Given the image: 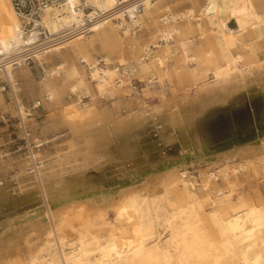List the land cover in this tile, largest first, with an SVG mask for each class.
Wrapping results in <instances>:
<instances>
[{
  "label": "bare ground",
  "instance_id": "bare-ground-1",
  "mask_svg": "<svg viewBox=\"0 0 264 264\" xmlns=\"http://www.w3.org/2000/svg\"><path fill=\"white\" fill-rule=\"evenodd\" d=\"M159 1H136L140 13L134 3L119 11L115 0H86L93 8L75 11L68 1L65 15L58 18L57 10H47L43 24L51 37L48 40L64 32L69 38L56 39L42 51L35 48L28 57L26 48L37 44L34 34L23 33L11 0H0V92L5 86L11 90L19 118L15 134L33 145L28 153L0 149V264H228L236 250L240 264H264V203L237 198L243 209L233 213L229 193L211 198L209 192V183L219 178L232 192L228 179L239 171L231 166L235 161L252 168L257 159L264 167V137L257 147L236 145L214 154L213 159L202 154L212 138L210 119L219 111L247 104L250 121L246 130L254 125L253 115L264 118V58L245 62V55L230 52L234 45L246 44L240 41L244 32H250L249 41L261 38L264 0H203L198 10V0H185L190 5L183 11H170L168 5L159 8ZM143 19L152 22V37L157 42L150 43L152 57L142 67L145 72L154 69L149 75L154 81L148 83L164 82L167 93H157L153 99L129 97L134 94L132 88L126 95L129 98L111 104V111L93 106L81 111L68 104L46 121L29 118L31 114L16 94L13 68L28 58L40 61L72 48L88 66L96 92L111 94L123 85L117 76V64H127L123 62V41L144 26ZM191 21L206 22L216 37L217 49L205 52L207 66L200 72L191 71L193 81L170 86L165 64L171 57L174 34L183 64L193 66L200 61L188 53L185 44ZM179 22L184 25L180 27ZM96 42L104 51L102 65L92 56ZM114 55L118 56L115 63L111 60ZM62 66L42 67L44 78L63 73ZM209 74L208 85H199L191 93L195 81ZM76 89V85L70 87L72 92ZM46 99L53 100L51 91ZM61 137L63 149L57 145ZM195 165L217 170L205 173L201 183L194 184L187 176ZM160 166L165 167L158 172ZM145 168L154 173L142 182L136 179L139 183L116 193L104 187L126 177L137 178ZM195 186L205 193L203 199ZM202 206L211 208V231ZM82 209L88 213V224L92 222L90 226L97 230L76 229L78 236L69 242L62 228L71 227V219L80 218ZM108 213L113 215L111 221ZM32 235L41 243L39 254L29 256L26 243Z\"/></svg>",
  "mask_w": 264,
  "mask_h": 264
},
{
  "label": "rangeland",
  "instance_id": "rangeland-1",
  "mask_svg": "<svg viewBox=\"0 0 264 264\" xmlns=\"http://www.w3.org/2000/svg\"><path fill=\"white\" fill-rule=\"evenodd\" d=\"M198 1H197V5L195 6V10H198L199 6L203 2V0H198ZM157 6L159 8L165 7L164 0L159 1L157 3ZM170 11H176V10L170 9ZM142 23L144 26H142L139 30H137V32L134 35H127L123 41V45H124L123 62L127 63L125 64L126 67L135 66L137 64L139 57L141 56L143 48L146 45L149 46L151 42H157V40L152 37L153 35L152 32L155 29L152 25V22H149L148 19H143ZM197 23H199V26H197ZM161 25H162L161 22L159 21V19H157V26L161 28L163 26ZM182 25L184 24L180 23V27ZM187 36H190V41H191L190 44L196 49V51L198 53L202 52L203 61H199L200 63L198 62V64H200L199 66H197L198 64L197 65L195 64L193 66L192 64L187 66L186 64H184L182 68L178 67L177 68L178 76L175 75L174 77H176V79L172 81V84L177 86L178 85L180 86L181 84H187L189 83V81L190 82L193 81V78L191 76V71L197 69V71L200 72L202 69L204 70L207 66V63H205L206 59L204 57L205 52L209 49H212L213 51H216L217 49L215 43L216 37H214L215 35L209 30L206 22L191 21L190 34H187ZM249 37H250V32H246V33L244 32L240 38V41L246 44L234 45L231 48L230 52L233 54L241 53L245 55L244 60L247 59L245 62L252 60L253 61L263 60L264 32L261 38L257 39L256 41H253V38L251 41H249ZM176 41L177 38L175 39V42L172 43L173 46L177 45ZM246 46H248L249 48L247 49ZM92 53H93L92 54L93 58L98 61L99 58L101 59V56L104 55V51L102 50L98 42L95 43ZM150 53L151 54L153 53V49L150 50ZM60 60L62 62L57 63L56 65H59L61 63L63 64L62 66L63 73L62 72L57 73L52 77L49 76L44 78L42 67L49 70L50 68L56 66V65L52 66L53 63ZM111 60L115 63L118 60V56L114 55L113 57H111ZM99 65H102V62L99 63ZM119 66L120 64L118 63L117 67ZM68 69H70L71 71H68ZM153 71L154 69L149 68L145 72L143 70V67H140L138 69L136 77L140 80H146V77L150 75ZM12 72L16 79L15 89H16L17 97L21 105L24 107V110L29 114H31L29 118L32 117L37 122H43L50 118L56 117L58 114H60V110L65 105L68 104H75V108H78L79 110L81 109V111L91 108L92 106H93L92 108H95L96 110L102 111L104 109L107 110L109 108L108 111H111L114 105L113 102L117 103L118 100L134 97L135 95H140L147 99H153V96L156 95L157 93L160 92L167 93V85L164 82L162 83V85H158L155 83H146L145 85H143L144 87L142 89L141 88L140 90L135 89L134 94H131V92H133V89L129 87V85H127L126 82H123V85L113 90L111 94L104 93L103 95H99L96 92L95 83L91 82L90 80V76H89L90 72L88 66H86V64L79 61L78 54L76 53V51H73L72 48H68L66 50L60 51L59 53H52L50 55L41 57L40 61L38 60L27 61L21 66L13 68ZM210 76L211 75L209 74L205 77H201L197 82L195 81V85L191 86L189 89L190 92L193 93V91L195 92L196 90H198L199 85H201L200 88L202 87V85L203 87L207 86L210 80L212 79V77ZM208 77L209 79H207ZM153 81L154 79L152 80V82ZM1 84L2 83L0 82V85ZM73 85H76L77 87L76 92H72L70 90V87ZM48 91H51L52 94L55 92V96H53L54 98L50 102L44 101V97H46V93ZM130 94L131 96L126 97V95H130ZM37 101L40 102L41 106L34 110H30L32 103H35ZM153 101L151 103H153ZM219 112H222V110ZM17 113L18 111H17L16 103L11 93V90L9 89L8 86H5V90L0 92V143H2L3 141L5 148L8 147L10 149L9 151H19L18 149H21L20 150L21 153V152H25L26 149L24 148L25 145L21 140V137H18L15 134V132L17 131L16 130ZM223 114H227V112L224 111ZM258 133L256 132L247 136H242L241 134H235L229 138L217 142L216 141L212 142L213 141L212 140L209 145L213 146V148L208 149L209 145L203 146L202 154L204 156H210L212 158L214 154L235 147L236 145L237 146L243 145L245 143H252L254 145L253 147H257L256 145L260 143V139L264 137V132H261L262 136L260 138L256 136V134ZM62 140L63 138L61 137L57 141V145H59L61 149L66 147L65 143ZM231 166L239 168L238 173L232 177H229L228 179L230 181V185L233 186L232 192H228L229 190L225 188L226 182H224L221 178H219L217 181H211L209 183L210 197L213 198L220 194L222 196V194L224 193L225 194L229 193L228 202L230 208L233 210V213L241 211L243 209L241 207V204L237 201V198L250 197V199L252 198L251 200H253V202H255L256 204L264 203V167L262 166L261 161L257 159L253 160L252 168L247 163H243L239 161H235L231 163ZM164 167L165 166H160L156 170L158 172L162 171ZM216 170L217 168H214L212 166L207 167L205 165H195L193 168H190V175L187 176V179L188 181H191L194 184H198L201 183L200 180H202V177L204 176L205 173L214 174L216 173ZM152 173H154V171H152L151 168V170L149 169L146 172L138 175L137 178L134 179L131 178L129 180V177H126L127 179L125 178V180H121L120 183L111 182L109 184H106L105 188H107V190H110L111 193H116L121 188L130 186L132 184H137L140 181L142 182L144 180V177H146L147 175H151ZM199 188L200 186H195L194 191L197 193L200 199H203L205 197V193L199 192ZM201 212L205 218V223L207 226L208 223H210L209 214L211 212V208L209 206H202ZM107 216H108L107 220L111 221L113 215L111 213H108ZM87 218H88V213L86 212L85 209H82L80 210V218L73 217L71 219V227L65 226L64 228H62L64 230L63 232L66 235L65 239L67 241L71 242L76 239V237L78 236L77 235L78 233L76 234V229L79 230L80 228H82L84 229V231H86V228H88L87 231L90 233H92L93 230H97L96 227L93 228L90 226L92 222L88 224ZM84 220L85 222H83ZM208 227L210 226L208 225ZM211 229L212 228L210 227L209 231H211ZM87 236H89V234H87ZM27 239L28 240L26 243V247H27L26 253L29 256L38 255L39 254L38 250L40 249V243H41L40 239L37 238L36 235H32ZM23 255L25 256V253ZM26 261L27 260H24V262ZM228 264H240L239 250L235 251V257L232 258V262Z\"/></svg>",
  "mask_w": 264,
  "mask_h": 264
},
{
  "label": "built area",
  "instance_id": "built-area-1",
  "mask_svg": "<svg viewBox=\"0 0 264 264\" xmlns=\"http://www.w3.org/2000/svg\"><path fill=\"white\" fill-rule=\"evenodd\" d=\"M68 1L72 2L71 9L75 11H88L91 10L93 7L92 5L87 4L86 0H11L12 6L19 18L21 28L23 30V33H30L33 32L34 38L37 42L35 46L27 47L24 52H26L27 56L33 54V51L44 50V47H47L52 44V42L56 39L61 38L62 41L69 38V34L67 32L61 33L58 38H55L53 40L50 39V35L47 31V29L44 26V17L45 12L47 10H57V17L60 18L62 15L66 14V3ZM116 1V10L124 11L126 6L131 5L132 3L134 8H136L137 11L141 10V7H138L137 4L140 2H136L138 0H115ZM136 2V3H135ZM129 8V7H127ZM69 11V9L67 8ZM172 40V39H171ZM160 42V41H159ZM38 48V49H35ZM35 49V50H34ZM153 48L151 46L148 47V50L142 51L141 56L139 57L137 64L135 66L126 67L125 66H119L117 67V73L119 79L122 80V82H126L129 87L133 89H140L142 86L148 82H151L153 79L149 77V75L146 77V80H140L136 77V74L138 72V69L142 67V65L147 64L152 57V54L150 53V50ZM35 60L32 58L26 59L27 61ZM101 59L99 58V63ZM14 62V61H12ZM2 60L0 59V68L2 67ZM41 104L39 101L36 102L35 105H31V110H34L38 107H40ZM19 121V118H17V122ZM21 140L24 143L25 151H29V148L33 146L32 144H28L25 137H21ZM193 178V177H192ZM217 193V192H216Z\"/></svg>",
  "mask_w": 264,
  "mask_h": 264
},
{
  "label": "water",
  "instance_id": "water-1",
  "mask_svg": "<svg viewBox=\"0 0 264 264\" xmlns=\"http://www.w3.org/2000/svg\"><path fill=\"white\" fill-rule=\"evenodd\" d=\"M227 114L218 112V115L212 117L209 123V131L212 136L209 142L220 141L221 139L229 138L235 134H241L242 136H247L253 133H258L256 136L260 138L262 136L261 132H264V118H257L256 115H253V127H250L248 130L245 129L247 121H250V112L247 104L240 105L236 108H233L229 111H226ZM224 133V138L223 134ZM210 144V143H209ZM206 144V145H209ZM213 146H208V149H212ZM148 169L145 168L138 172V175L146 172ZM121 180H116L114 182H120ZM106 187V186H104Z\"/></svg>",
  "mask_w": 264,
  "mask_h": 264
},
{
  "label": "crops",
  "instance_id": "crops-1",
  "mask_svg": "<svg viewBox=\"0 0 264 264\" xmlns=\"http://www.w3.org/2000/svg\"><path fill=\"white\" fill-rule=\"evenodd\" d=\"M164 4H165V6L168 5L170 7V9L176 10V11H183L186 8H188L189 5H190L185 0H183V1L182 0H164ZM173 36H174V38L172 37L171 46H173L172 43L175 42V39H176V35L174 34ZM188 40H187L188 42L185 43L186 47L188 49V53L194 55L196 58H198V60L200 59V61H203L202 60L203 59L202 52L198 53L196 51V49L190 44V36L188 37ZM173 47H175V48H173ZM173 47H170L171 48L170 49L171 57L167 60L165 68H166V77H167L168 84L171 85V86H177V85L172 84V81L176 79V77H174V76L177 75V68L178 67L182 68L184 64L182 62L180 52L177 49V45L173 46ZM173 51H175V52H173ZM199 56H201L202 58L201 57L199 58ZM60 62H62V61L61 60L57 61V62L53 63L52 66H54V65H56L57 63H60ZM68 71H71V70L68 69ZM53 96H55V92L53 93ZM44 101L50 102V100H47L46 97H44ZM1 140H2V138H1ZM1 144L2 145L4 144L3 141H2V143H0V145ZM3 148H5V146L4 147L3 146L0 147V149H3ZM6 148L8 150H10L8 147H6Z\"/></svg>",
  "mask_w": 264,
  "mask_h": 264
}]
</instances>
